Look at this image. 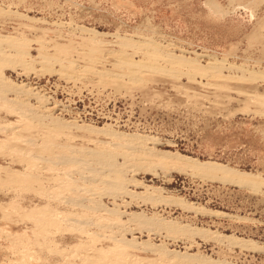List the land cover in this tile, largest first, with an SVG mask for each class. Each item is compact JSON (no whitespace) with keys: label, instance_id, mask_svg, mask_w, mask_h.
Here are the masks:
<instances>
[{"label":"rangeland","instance_id":"obj_1","mask_svg":"<svg viewBox=\"0 0 264 264\" xmlns=\"http://www.w3.org/2000/svg\"><path fill=\"white\" fill-rule=\"evenodd\" d=\"M80 27L103 35L93 37ZM92 38L101 44L94 59L87 53ZM124 38L134 40L139 49H122ZM0 40V48L8 53L0 54V85L6 86L0 87L9 89L4 94L13 100V109L20 107L19 100L27 104L21 114L0 102V264H164L157 252L145 247L123 252L116 248L112 236L119 239L121 227L112 223L120 214L101 210L102 205L115 211V204L127 214L142 212L190 227L174 239L164 231L151 235L135 230L132 236L122 232L127 239L164 243L169 250L196 258L180 257V262L174 257L177 264H201L206 259L208 264H264V0H0ZM140 43L150 44L149 49L157 44L160 52L189 57L200 66L223 61L236 68L222 70L226 79L191 73L177 62L153 60L145 52L147 45ZM120 57L138 63L135 80L118 65ZM12 83L31 87L44 101L24 88L10 89ZM45 115L147 135L155 141L145 147L155 154L219 162L254 180L235 185L174 169L164 174L158 167L157 175L133 173V164L125 165L126 170L123 165L125 178L141 181L128 185L131 191L142 195L148 185L159 186L160 196L197 207L186 211L174 202L134 198L126 209L121 200L92 187L89 170L78 174L76 163L61 158L70 147L76 155L80 148L104 150L105 144L94 142H105L106 136L59 129L50 118L43 120ZM22 138L29 139L28 144ZM30 160L36 167H27ZM116 160L121 167L122 154ZM139 160L148 167L150 159ZM29 170L31 183L26 181ZM56 171L62 173L59 181ZM123 198L130 201V196ZM59 211L66 215L57 219L58 230L49 219L55 222ZM127 216L117 223H131ZM234 240L247 242L240 246Z\"/></svg>","mask_w":264,"mask_h":264},{"label":"bare ground","instance_id":"obj_2","mask_svg":"<svg viewBox=\"0 0 264 264\" xmlns=\"http://www.w3.org/2000/svg\"><path fill=\"white\" fill-rule=\"evenodd\" d=\"M81 28V30L82 31H85V33H90V34H92L93 33V35H91V36H93V37H95V35H99V34H102V33H100V32H98V31H96V30H94V29H90V28H84V27H80ZM103 35V34H102ZM97 37V36H96ZM119 37V36H118ZM120 38V37H119ZM93 39V38H92ZM123 39V38H122ZM127 39V38H126ZM128 40V39H127ZM1 41V40H0ZM121 41V40H120ZM124 41L125 42H121V43H119L120 44V46H122V49H123V47H130V48H136V46H137V44L134 42V40L132 41V40H129V42H126V40H125V38H124ZM132 41V42H131ZM136 44V45H135ZM147 45L146 46V48H145V52L147 53V55L148 56H150V57H153L154 59L153 60H157L158 58H160L161 57V59L164 61V60H166V61H171V63L172 62H177V64H180L181 66H183V67H185L187 70H190V71H192L191 73H196V74H200V75H207V73H209V74H212L214 77H218V78H224V79H226V77L228 76H225V75H223L222 74V70L225 68V67H227V68H236V66H234V65H232V63H223V61L222 62H217V61H215V62H213V63H211L210 62V64H208V65H206L207 67H204V66H200V64L198 65L197 63H193V60H190L189 59V57L188 58H184L182 55H174V53L172 54H164V53H162V52H160V50H159V45H157V44H154L153 46H150V48L151 49H149L148 47H149V45L150 44H147V43H143V44H141L140 43V45ZM14 45H17V44H14ZM88 45H89V49H88V52L87 53H90L89 55L91 56H89L90 58H93L92 56H95V51H96V47H98V49H99V46L101 45L100 44V41H94V39H93V41L91 40L89 43H88ZM18 47L17 48H19V45H17ZM139 46V45H138ZM137 46V47H138ZM153 47V48H152ZM14 48H15V46H14ZM11 49V48H10ZM136 49H139V47L138 48H136ZM136 49H135V51H136ZM140 49H141V46H140ZM144 49V48H143ZM15 51L14 52H16V49H14ZM131 50V49H130ZM5 51V50H4ZM4 51H3V49H1L0 48V54H2V56H3V53H4ZM10 51V50H9ZM17 51H19V54H21V52H23V50H18L17 49ZM21 51V52H20ZM124 51V50H123ZM126 51V50H125ZM124 51V52H125ZM134 51V52H135ZM6 52V54L8 55V53H7V51H5ZM14 52H12L13 53V55H15L14 54ZM24 53V52H23ZM79 53V52H78ZM121 53H122V50H121ZM10 54V53H9ZM17 54V53H16ZM178 54V53H177ZM180 54V53H179ZM5 55V54H4ZM12 55V54H11ZM18 55V54H17ZM24 55H25V53H24ZM204 55V54H203ZM21 56V55H20ZM19 56V57H20ZM22 56H23V54H22ZM121 56H122V54H121ZM125 57V56H124ZM22 58V57H21ZM16 59H18V58H16ZM15 59V61H17ZM94 59V58H93ZM189 59V60H188ZM52 60V59H51ZM58 60V59H57ZM197 60V59H196ZM14 61V62H15ZM21 61V60H20ZM55 61V60H54ZM94 61V60H93ZM92 61V62H93ZM118 61V60H117ZM214 61V60H213ZM13 62V61H12ZM13 62V63H14ZM24 61H21V63H20V65L22 64H24L23 63ZM10 63V62H9ZM69 63V62H68ZM207 63H209V62H207ZM15 64H18V62H16ZM10 65L11 66H14L15 67V65L13 64H11L10 63ZM9 65V66H10ZM118 65H123V66H125L126 68H127V70L128 71H126V73L131 77V79L136 75V72L137 71H139V66H138V63L137 62H135L134 60H131V59H127V58H123V57H120L119 58V64ZM24 66H26V65H24ZM29 66V65H28ZM27 67V66H26ZM73 67V66H72ZM13 68V67H12ZM27 68H29V67H27ZM237 68H239V66H237ZM185 69V70H186ZM247 70V69H246ZM95 71H96V69H95ZM189 71V72H190ZM138 73V72H137ZM251 72H249V74H250ZM243 74V73H242ZM140 75V74H139ZM66 76V75H65ZM68 76V75H67ZM137 76V75H136ZM251 76H254V75H252V73H251ZM117 77V76H116ZM123 77V76H122ZM127 77V76H126ZM139 77V76H138ZM129 78V77H128ZM229 78V77H228ZM113 79V78H112ZM119 79V78H118ZM122 79V78H121ZM134 79V78H133ZM136 79V78H135ZM134 79V80H135ZM251 79H252V77H251ZM138 80V79H137ZM122 81L123 80H121L120 82L122 83ZM3 82V81H2ZM1 82V83H2ZM6 82V81H5ZM4 82V83H5ZM117 82V81H116ZM119 82V81H118ZM7 83V82H6ZM8 83H10V82H8ZM123 83H124V81H123ZM122 83V84H123ZM133 83V82H132ZM243 83V82H242ZM125 84V83H124ZM3 85V84H2ZM2 85H0V86H2ZM20 85V84H19ZM19 85H17V86H15V84H13L12 83V85H10V89H15L16 90V88H24V87H22V83H21V86H19ZM118 85V84H117ZM116 85V86H117ZM4 86V85H3ZM2 86V87H3ZM121 86V85H120ZM119 86V87H120ZM219 86V85H218ZM2 87H0V102L1 103H8V105H10V106H8L7 104L6 105H3V106H5L6 107V109L8 108H11V109H13L11 106L14 104V103H12V101L11 100H9V99H7V97H6V95L4 94V91H8V90H4ZM4 87H6V86H4ZM118 87V89H120ZM8 88V87H7ZM28 88V87H27ZM34 88V87H33ZM25 89V88H24ZM23 89V90H24ZM30 89H31V87H30ZM27 90V89H25V91H26V93L30 96V95H34L35 97L37 96L38 98H39V100L41 101V102H43L44 101V96L42 95V94H40V93H38V92H33V91H31V90ZM219 89V88H218ZM18 90V89H17ZM33 90V89H32ZM21 91V90H20ZM34 91H35V89H34ZM19 93V92H18ZM23 94V93H22ZM24 95H26L25 93H24ZM35 97H33V98H35ZM37 98V99H38ZM46 98V97H45ZM255 98H256V96H255ZM257 100H258V98H257ZM262 100H263V97H262ZM18 101V100H17ZM39 101V102H40ZM260 101H261V99H260ZM25 102V101H24ZM24 102H22V101H20L19 100V103H20V107H14V109L13 110H17V111H19V112H21V114L23 113L22 111L24 110H22L21 109V107L22 106H24V105H27L26 104V102L24 103ZM263 102H264V100H263ZM262 102V103H263ZM11 103V104H10ZM252 103V102H251ZM264 104V103H263ZM1 105V104H0ZM15 105H16V103H15ZM17 106V105H16ZM1 107V106H0ZM54 107V106H53ZM52 107V108H53ZM23 108V107H22ZM16 111V112H17ZM26 111V110H25ZM20 114V115H21ZM25 115V114H24ZM51 116V115H50ZM50 116H46L45 115V118L43 117L42 119L44 120V119H46V117H48V118H50V120H49V122H51L52 124H55V126L54 127H57V128H61V129H65V130H68V131H70V130H81V131H87L86 133L87 134H89V135H91L92 136V134H93V136L94 135H96V134H103V135H105L106 137H104V138H107V141H105V142H103V141H99V140H96L94 143L96 144H98V143H103V144H105L104 146H105V149L104 150H101V148L99 149V147H97L96 149L97 150H95V149H90V148H87V150L86 151H83L82 150V148H80L79 149V152H78V154L79 155H76L75 154V152L73 153V149L74 150H76L74 147L72 148V151L70 150V148H68V150H69V152H68V154H66V153H64V154H62V157L61 158H63L64 159V161L65 162H67V163H72V164H75V167H76V172L78 173V174H81L82 172H83V170H89L91 173H92V180H90V183H92V187H95V190H97V189H99L98 191H99V193L101 192V194H106V195H109V196H112V198L111 199H113L114 198V201L115 200H117V199H119V200H121L122 201V203H123V205H124V207L127 209V207H130V205L132 206V204H134L133 202V200H134V198H140V199H142V200H151L153 203H163L164 202V204H170V203H172L173 204V202H174V204L176 203L179 207H181L182 209H184V210H192V209H197V207L195 206V205H193L192 203H189V202H187L186 200H183V199H180V198H178V199H173V198H167V197H162V196H160L158 193V190H157V188L159 187H152L151 188V186L150 185H148L146 188H143L146 192L144 193L143 192V194L141 195V193L139 194L138 192L137 193H135L134 191H131L130 189H128V185L130 186V184L132 185H137L138 186V184L141 182H138L139 180L138 179H135L134 177H132V178H125L124 177V172L122 171L123 169H125L126 170V166H128L129 164H133V166L134 167H132V166H130V167H132V172L133 173H137V171H144V173L145 172H147V173H149V174H154V175H157L159 172L156 170V169H158V168H160V169H162L161 171L165 174V173H168V171L169 170H171V169H174V170H176L177 172L179 171V172H182V173H189V174H192V175H198V176H200V177H207V178H211V179H219V180H222V181H227V182H231V183H233V184H235V185H242V184H245V185H247V184H249V183H251V182H253V178L251 177V175L249 174V173H247V172H242V171H239V170H237V169H233V168H230V167H227L226 165H224V164H222V163H219V162H215V161H200V160H198V159H196V158H192V157H190V156H187V155H182V154H179V153H169V152H162L161 154H155L154 153V150H153V148L151 147V148H147V147H145V145H146V143H150V141L151 140H154L155 141V139L153 138V137H150V136H147V135H137V134H126V133H123V132H118V131H115V130H113V129H111V128H108L107 126H104V127H98V126H92V125H88V124H77L75 121H73V120H68V121H65L64 119H62L61 120V118L59 119V118H54V117H50ZM23 117H25V116H23ZM40 117H42V116H40ZM22 123V122H21ZM51 123H48V124H51ZM51 124V125H52ZM6 127H8V126H3V128L2 129H4V128H6ZM16 127V126H15ZM14 127V128H15ZM25 127V126H24ZM10 128V127H9ZM11 128H13V127H11ZM23 128V127H22ZM22 128L20 129V130H22ZM1 129V128H0ZM51 129V128H50ZM6 130V129H5ZM9 130H12V129H9ZM26 130V129H25ZM52 130H55L56 131V129L54 128V129H52ZM14 131V130H13ZM18 131V130H17ZM7 132H9L8 130H7ZM3 133V132H2ZM63 133H64V131H63ZM62 133V134H63ZM68 133V132H67ZM66 133V134H67ZM70 134V133H69ZM68 134V135H69ZM57 135V134H56ZM16 136V135H15ZM14 136V137H15ZM66 137V136H65ZM71 138H72V136H70ZM97 137V136H96ZM17 138V137H16ZM67 138L70 140L71 138H69V136H67ZM7 139V138H6ZM13 139V138H12ZM15 139V138H14ZM18 139H21V138H18ZM17 139V140H18ZM73 139V138H72ZM71 139V141H73ZM75 139V138H74ZM95 139V138H94ZM99 139V138H98ZM17 140H15L16 142H17ZM26 140V139H25ZM23 138H22V141L23 142H27V144H28V142H29V139H28V141H25ZM18 141H20V140H18ZM31 141V140H30ZM90 142H93V139H90L89 140ZM157 141V140H156ZM32 142V141H31ZM103 144H101V146L103 145ZM0 145H1V143H0ZM5 145V144H4ZM96 147V146H95ZM94 147V148H95ZM140 147V148H139ZM143 147V148H142ZM9 148V147H8ZM10 149V148H9ZM58 149V148H57ZM66 149V148H65ZM86 149V148H85ZM103 149V148H102ZM122 150H124L123 152H122ZM11 151V150H10ZM78 151V150H77ZM77 151H76V153H77ZM13 152H15V151H13ZM61 152V151H60ZM18 153V152H17ZM119 154H122V157H123V160H124V162H123V164H122V166L120 167L119 165H121V164H119V163H117V160H116V157H117V155H119ZM155 154V155H154ZM20 156V155H19ZM151 157H156V160L155 161H152L153 159L151 158ZM27 159H29V158H27ZM31 159V158H30ZM122 159V158H121ZM139 160V159H146V160H149L148 162H147V164H149L148 165V167H147V165H146V163H144L143 165H142V163L140 164V162L139 163H137L136 162V160ZM145 160V161H146ZM28 161V160H27ZM140 161V160H139ZM29 162H31V163H27V164H29V165H27V167L29 166V168L30 169H32L34 166H35V163H34V161L32 162L31 160L29 161ZM142 162V161H141ZM34 163V164H33ZM139 164V165H137V164ZM77 164H78V166H77ZM123 165H124V168L120 171V169L123 167ZM126 165V166H125ZM33 166V167H32ZM117 166L118 167H120V168H117ZM32 167V168H31ZM36 167V166H35ZM78 167H80L81 168V170H79L80 168H78ZM158 167V168H157ZM0 169H2V168H0ZM35 169V168H34ZM33 171V170H32ZM8 172V171H7ZM29 173L26 175V181L27 182H33L32 180V174H31V172H30V170L28 171ZM51 172V171H50ZM57 172V171H56ZM56 172H55V179L57 180V181H59V179L61 178V175H62V173H60V172H57V174H56ZM61 174V175H60ZM65 172H63V177L65 176ZM20 176V175H19ZM62 177V178H63ZM1 181V180H0ZM25 181V180H24ZM27 182H26V184H27ZM30 182V183H31ZM55 183H56V181H54ZM58 184V183H57ZM142 184V183H141ZM140 184V185H141ZM24 185V184H23ZM32 185V184H31ZM31 185H28V187L27 188H29V186H30V188L32 187ZM143 185V184H142ZM141 187V186H140ZM144 187V186H143ZM30 188L28 189V190H30ZM50 188V187H49ZM97 188V189H96ZM1 189V188H0ZM32 189V188H31ZM51 189V188H50ZM80 189V188H79ZM161 188H159V190H160ZM25 190V189H24ZM84 191H89L88 189H83ZM94 190V191H95ZM58 191V190H57ZM82 191V190H81ZM52 192H54V197L56 196V198H57V192L56 191H53V188H52ZM61 192V191H60ZM85 192V193H86ZM90 192V191H89ZM158 192V193H157ZM43 193V192H42ZM56 193V194H55ZM82 193V192H81ZM97 194H99L98 192H96ZM40 194V193H39ZM101 194H99V195H101ZM62 195V194H61ZM154 195H155V197H154ZM126 196H130V201L128 200H124V198L123 197H126ZM41 197V196H40ZM60 197V196H59ZM171 197V196H170ZM177 198V197H176ZM47 199V198H46ZM53 199H55V198H53ZM48 200V199H47ZM52 200V199H51ZM57 200V199H56ZM59 203L60 202H62V203H64L65 205H66V203L64 202V201H58ZM145 202V201H144ZM152 203V204H153ZM175 204V205H176ZM63 205V204H62ZM73 205V204H72ZM77 205H79V203H77ZM73 206H75L76 207V203H74V205ZM114 206H116V208L117 209H115V211H114V209H107L106 207H103L102 205H101V207H102V209L101 210H103V211H105V212H112L113 211V213H115L116 211H117V213L118 214H120V215H118V216H120V219L118 218H116L117 219V222H119L120 220H121V216H125V215H128L127 217H128V219L130 220V222L132 221H135V222H133V224H131V223H127V224H130V225H127V224H124V225H120L122 222H124V221H122V222H120V223H117L116 221L114 222V223H112V224H116V228H117V225L119 226V227H121V229H117V230H119V231H121V234L119 235V236H121L119 239H116L115 238V236H112L113 237V240H114V242H116V248L118 247V248H120V250L123 252L126 248H130L131 250H135V249H139V248H147V249H149V250H151V251H155V252H157L158 254V256H160V258L159 259H163V261H164V264H177L176 263V261L174 260V257H178L179 259H180V262H181V258L180 257H182V259H183V257H189V259H190V257H191V255L192 254H189V253H187L186 251L185 252H180V251H177V250H174V249H172V250H169V248H167V246L164 244V243H161L160 245L158 244H153L152 242H150L149 240H147V241H142L141 243L140 242H138V241H136L135 239H136V237L134 238V236L131 238L130 237V239H127V238H125L124 237V233H122V232H125V233H129L130 234V236H132V232L133 231H135V230H140L141 232L142 231H147V232H149L148 234H151V232H155V233H157V232H165V236H171V238H172V236H173V239H174V235H176V237H177V235L178 236H180L181 234L183 235L184 234V232L188 229V230H191L190 229V227H188V228H186V225H179V223H177V222H174L173 223V221H166V220H164V218H154V216L153 217H148V216H145V215H143L142 214V212H135V211H132V212H130L129 211V213L130 214H127L126 212V210L124 211H120V207L119 206H122V205H117V204H115ZM118 206V207H117ZM115 208V207H114ZM129 209V208H128ZM131 210V209H130ZM205 211V210H204ZM55 212V211H54ZM104 212V213H105ZM126 213V214H125ZM55 214H57V216H56V218H54V219H56V221L54 222V220L53 219H49V223L52 225V226H55V223L58 225V220L57 219H61L62 217H64L66 214H64V213H62V212H58V213H55ZM218 214V213H217ZM72 215V214H71ZM73 215H75V214H73ZM41 216V215H40ZM50 217V216H49ZM68 217V216H67ZM142 217V218H141ZM53 218V217H52ZM107 217H105L104 219H103V221L106 219ZM47 219V220H48ZM66 219V218H65ZM69 219H70V215H69ZM111 219V218H110ZM115 219V218H114ZM45 220V219H44ZM46 220V221H47ZM62 220V219H61ZM71 220H72V218H71ZM75 220V219H74ZM108 220H109V218H108ZM107 220V221H108ZM64 221V220H63ZM102 220H100L99 221V223L101 222ZM106 221V220H105ZM111 221V220H110ZM46 223H48V221L46 222ZM61 224V223H60ZM65 224V223H64ZM86 224V223H85ZM59 226V225H58ZM51 227V226H50ZM58 230H59V227H57V226H55ZM164 229V230H162L161 231V229ZM57 230V231H58ZM61 230V229H60ZM195 231H196V229H194ZM64 231V230H63ZM85 231V230H84ZM194 231V232H195ZM187 232L188 231H186L185 233L187 234ZM197 232V231H196ZM85 233H86V231H85ZM174 233H176V234H174ZM196 234V233H195ZM201 234V233H200ZM48 235H50V234H48ZM152 235V234H151ZM163 237V236H162ZM166 238V237H165ZM221 238V237H220ZM225 238H228L227 240L229 241V237L228 236H226ZM232 238V237H231ZM111 239V238H110ZM235 239V238H234ZM222 240V239H221ZM236 240V239H235ZM234 240V241H235ZM241 240V239H240ZM237 241V240H236ZM235 241V244L236 243H238V242H236ZM246 240H242V241H240V243H238L240 246L241 245H246ZM249 243V242H248ZM249 244H251V243H249ZM248 244V245H249ZM115 245V244H114ZM247 245V246H248ZM250 246H252V245H250ZM255 248H258V249H261L259 246H257V245H253ZM144 248V249H145ZM261 251V250H260ZM172 258V259H171ZM175 258V259H176ZM177 258V259H178ZM192 258V257H191ZM194 258V257H193ZM192 258V259H193ZM191 259V260H192ZM194 259H196V258H194ZM184 260V259H183ZM186 260V259H185ZM169 261V262H168ZM171 261V262H170ZM190 260H188V262H189ZM198 261H199V259H198ZM137 262V261H136ZM191 262V261H190ZM200 262H201V264H206L208 261H207V259L206 260H200ZM199 262V263H200ZM210 262V261H209ZM135 263V262H134ZM163 263V262H162ZM208 264V263H207Z\"/></svg>","mask_w":264,"mask_h":264}]
</instances>
